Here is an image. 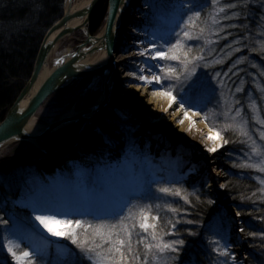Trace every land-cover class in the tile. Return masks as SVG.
Wrapping results in <instances>:
<instances>
[{
	"label": "rangeland",
	"instance_id": "rangeland-1",
	"mask_svg": "<svg viewBox=\"0 0 264 264\" xmlns=\"http://www.w3.org/2000/svg\"><path fill=\"white\" fill-rule=\"evenodd\" d=\"M220 4L221 0H218L217 7H221ZM259 4L264 12V0H260ZM259 4L257 2L256 6L259 7ZM191 6H195L197 10H200L202 7L203 11L209 8V16L215 11L210 0H138V2H135V5L129 8L128 11H130L133 17L129 23V30H127L129 35H126L127 33L121 34L118 43L116 56L119 60V65L116 71V86L113 92L118 93L131 88H139L137 92L138 97L146 98L148 94L144 93L141 89L147 86L148 88L149 86L152 87L147 91L149 94L152 92L165 94L166 91L171 89L172 95L175 96L178 105L184 111L181 120L183 123L181 121L177 123L178 126L176 129H182L183 131V128H186L185 112L196 113L199 115L200 121L209 130L217 134L220 139V144L224 146L222 148L219 147L215 152L206 153L200 148L188 146L186 142L171 138L168 133H164L160 129L146 130L144 123L137 117V113L131 110V105L113 98L105 109H114L122 119L128 122L136 121L140 127L138 134L134 133L133 136H130L128 128H125V133H127L128 137L126 139L127 145L118 162H110V157L113 155L112 148L99 134L95 133L94 126L87 128L86 123L82 121L65 127L78 128L76 143L71 148L65 149L57 147L50 150L45 148L40 140L39 144L42 148L53 152L59 151V153L52 156L45 155L42 151L34 147L41 153L40 157L34 159L36 161L37 176L32 177L28 181V190L26 191L25 197L17 203L13 205L10 203L9 205L11 211L10 223L4 225L0 232V254L6 257V261H0V264H16L14 258L7 251L8 242L13 241L10 238L13 235H16L15 244L20 245V248L15 250L18 253L22 250L31 252L33 264H90V262L85 260L80 262L75 260L67 246L69 239L63 234L52 235L40 221L36 220V216L38 215H54L56 220L64 221V223L50 224V227L58 233L68 231L70 228V225L66 223L68 220H71L73 224H75L77 219L82 221L87 220L95 224H110L116 217L115 214L117 212L123 213L134 201L147 199V196L148 198L151 196L153 199L154 194L157 197H161V195H157L161 184L180 183L183 180L193 179L195 175H201L202 190L214 201L217 200L216 192L223 189L225 163L212 159L226 147L223 135H230V131H234L231 129L225 130L224 128L226 123H231L230 119H225L224 113L226 111H230V115H234L236 109H242L241 118L247 121L246 130L257 140L258 144L261 143L259 133L264 131V123H262L264 122V93L260 87L264 83H257L258 85H256L258 91L263 94L261 102H250L247 97L238 96L239 92L237 93L236 90L233 91L231 85H228L224 77L220 76L222 74L226 75L233 69L224 70V65L226 61L231 60L234 56V52L229 50V48L227 49L226 45H221L225 41L221 37L220 15L222 13H216V19L219 21L216 24H213L208 16L203 39L186 42L189 46L195 47L206 44V53L209 56L208 61L205 63L196 61L194 62L195 66L193 64L189 65V72L193 74L187 80L182 76L180 81L165 80L160 84L152 83L147 85V83L140 82L142 73L149 80H152L154 75H160L159 69L161 65L172 63L175 66L176 62L158 61L151 57L156 50H159L160 45L167 47L168 44L175 43L176 37L173 33L178 28V25L181 24L182 18L184 20V14L187 13L188 8ZM262 21L263 25L261 24L260 27L264 31V18ZM182 28L183 25H181ZM178 30L175 33H179L180 31L178 32ZM84 39V34L81 31L77 32L71 39L65 40L58 51L73 49L80 44L79 41ZM142 45H145L144 49H140ZM132 47L135 49L131 51ZM224 47L225 52H223ZM226 52L231 53L226 55ZM141 53L147 54L141 55ZM216 61L220 62L217 63ZM239 62L236 59L237 65ZM246 64L248 65L247 69H249L251 63L248 62ZM254 69L262 73V79L264 80V65L257 64L254 66ZM249 71H252V69H249ZM232 74L237 75L238 73L234 70ZM259 77L262 76L259 75ZM84 80L87 81L77 89L78 91L73 92V96H67V100L56 96L54 99L45 103L37 112L35 123L44 127L50 121L61 118L66 114H70L71 112L76 114L94 106L102 95V81L99 80L92 84L93 80L91 78ZM193 83L197 85L195 88L192 87ZM176 95L179 96L177 97ZM147 97L149 98L150 95ZM205 116L208 117V120L214 127H210L205 122ZM212 128H216V130ZM92 137L99 138L100 142L108 148V152L104 153L101 156L102 158L98 156L94 157L90 150H88V147L91 145H101L92 140ZM243 139L246 140V137H243ZM151 140L154 142L160 140V143H163L162 147H167L169 144L173 145L168 149L172 155V162L168 166V173L165 172L166 168L157 171L156 168L152 167L155 160L164 154L167 149L164 150L163 148L160 150L157 158L154 157V154L149 158L148 154L151 150ZM144 143L146 144L144 145ZM75 146L76 149H73ZM157 146L154 145V148L157 149ZM13 147H18L15 149L16 151L20 150L19 147L24 148L21 145L13 144L0 153V159L11 151L15 155ZM244 148L245 151H243L244 154L241 157L247 160L245 163L254 162L257 158L253 157L249 159V144L246 143ZM86 152L91 157L83 156ZM190 156L196 159L189 158ZM9 158L16 159V157ZM63 164L70 170V175H66V169L62 167ZM184 168L185 172H182ZM255 172L257 173L255 180L264 188V183H261V181H264V173L256 170ZM43 175L47 178L48 183H44L42 180ZM65 187H68L66 196H62L58 200L55 199V201L53 196ZM41 189H47L46 193L50 192L54 194L53 196L51 195V199L48 201V205L51 208H45L38 212L35 199ZM124 193H127L125 196L130 194L127 204L125 203L127 207L122 202L120 204H114L115 198L112 197L121 198ZM96 195L103 199V201L97 204L95 212H91L87 208H81L82 203L86 204L88 199ZM125 196L123 195L122 198L125 199ZM16 206L21 209V212L25 213L17 212L14 209ZM226 211L228 215L227 224L228 227L230 226L228 235L225 230L220 228L209 227L206 230L205 237L208 242V247L213 249V257L211 256V259L208 258V264H218L219 260L220 262L224 261V256L219 255L215 251L217 247L221 250L227 248L230 253L229 264H244L245 253L243 251L242 239L240 238V229L235 225L237 223L235 219L236 213L234 212V208L227 209ZM81 213H85V215H81ZM217 217L220 222H223L224 218L222 213H218ZM22 219L28 220L36 226L39 225L42 228L43 236L19 239L23 236L21 232L22 228L20 227V220ZM214 241H219V244L213 243ZM7 257H9V260H7ZM166 259L168 260V258Z\"/></svg>",
	"mask_w": 264,
	"mask_h": 264
},
{
	"label": "trees",
	"instance_id": "trees-1",
	"mask_svg": "<svg viewBox=\"0 0 264 264\" xmlns=\"http://www.w3.org/2000/svg\"><path fill=\"white\" fill-rule=\"evenodd\" d=\"M259 1L221 0L220 4L221 7L229 3L236 5L235 8H228L220 15L221 37L225 40L221 45H226L227 49L234 52L231 60L224 61V70L233 69L226 75L220 76H223L227 84L231 85L233 91L237 88L241 89L238 96H245L248 101L257 103L261 102L263 94L258 91L256 85L264 83L262 73L254 69L257 64L264 65V47H262L264 31L260 27L261 24L263 25L264 12ZM64 2L65 0H0V122L30 80L45 35L63 17ZM257 2L259 7L256 6ZM209 10V8L205 9L201 13L202 22L198 23L202 28H205L207 24ZM106 15L107 1L104 0L91 17L88 26L91 35H95L101 30ZM184 15V20H186L191 13L187 10ZM226 15L229 17L228 19L224 18ZM181 25L183 24L181 23ZM181 25L176 31L178 29V32L180 31ZM206 46V44L191 46L194 53L202 52L205 56L202 63L207 62L209 57L206 53ZM223 52H225V47ZM229 53L231 52H226V55ZM236 59L241 63L239 62L237 65ZM248 62L251 63L249 69L252 71L247 69L246 63ZM234 70L237 71V75L232 74ZM86 81H79L73 87L56 93L45 103L56 96L67 100ZM260 88L264 93L263 84ZM204 120L210 127H214L208 119ZM93 126L95 133L99 134L112 148L113 155L110 157V162H118L123 155L122 152L126 149L128 137L125 128H128L130 136H133L134 133L138 134L140 128L136 121L128 122L122 119L112 108L105 109L94 120ZM77 129L75 127L61 129L42 139L41 143L50 150L57 147L71 148L78 137ZM212 129L216 130V128ZM223 138L224 142L228 141L225 143L226 147L212 159L225 163L223 189L216 192V208H214L215 201L202 190L201 175H195L193 179L190 178L192 180H183L176 184H161V187L180 190L182 196H187L190 202H186L182 196H162L157 191V195H161V197L154 194L153 199L151 196L149 198L147 196V199L134 201L122 213L124 216L128 215V209L131 208L135 214L143 208L149 216L148 222L156 223L160 234L174 233V235L164 236L165 241H184L183 245L178 246L176 253L164 254L165 258H168V264H208V260L211 259V256L213 257V249L208 247L205 237L206 230L209 227L216 228L219 219L218 213L223 214L228 208H234L238 214L241 228L244 229L241 232V237L245 246L246 264H264V237L261 236V233L264 232V192L261 189L264 188L255 180L257 175L255 170L239 166L247 161L242 158L246 145L241 142L244 141L243 137L237 132L230 131V135L224 134ZM153 140L150 142V154L157 155L163 148L169 149L173 146L169 144L167 147H162L163 143H160V140L158 142ZM16 145H21L24 148L19 147L20 150L16 151L15 149L18 147H13L15 155L11 151L12 153L9 152L0 159V232L4 225L10 223V203L13 205L23 199L28 190V181L37 176L34 159L40 157L41 153L27 143H17ZM154 145H158L157 149L154 148ZM9 157H16V159ZM189 158L195 157L190 156ZM195 159L194 161H196ZM182 172H185V168L182 169ZM14 209L21 212L17 206ZM170 209L177 211L172 212ZM215 213H217L216 216H214ZM153 216L158 217V220L153 221ZM169 220L176 224L175 229H172L167 223ZM117 222L115 217L110 224ZM135 231L140 232L141 230L137 227ZM250 233H256V235L252 236ZM82 235L83 233H81ZM67 246L75 260L83 261V254L71 240ZM5 258L0 254V261H6ZM220 263L228 264V257L224 256V261L220 262L219 260L218 264Z\"/></svg>",
	"mask_w": 264,
	"mask_h": 264
},
{
	"label": "snow or ice",
	"instance_id": "snow-or-ice-1",
	"mask_svg": "<svg viewBox=\"0 0 264 264\" xmlns=\"http://www.w3.org/2000/svg\"><path fill=\"white\" fill-rule=\"evenodd\" d=\"M210 3L215 10L213 14L209 16L213 24L218 23L216 19V13H223L228 8H235V4H227L224 7H217L218 0H210ZM188 11L191 15L187 16L186 20H181L184 25L179 33H173L175 35V43L167 45H160L159 50H156L152 59L164 62H176L175 66L172 63L161 65L159 71L160 75H154L152 80H149L146 76H141L140 79L147 84L163 83L168 81H180L183 76L187 80L193 73L189 72V65L196 61H202L205 56L202 52L194 53L193 48L189 46L187 41H199L204 38L205 28L200 27L201 12L203 8L197 10L195 6L189 7ZM228 19L226 15L224 17ZM207 42V41H206ZM264 47V45H262ZM147 53H141L146 55ZM219 63L220 61H216ZM196 83L192 84L195 88ZM237 92L241 91L240 88L236 89ZM172 102H175L176 98L172 95L171 89L165 92ZM238 103V101H237ZM171 106V105H169ZM242 109H236L234 115H230V111L224 113L225 119H230L231 123L224 125L225 130H234L242 137H246V140L242 143H248L250 147L249 159L253 157L257 158L252 163H242L239 165L242 168L255 169L260 173H264V131L259 133L260 144L257 140L246 130L247 121L241 118ZM185 119H188L187 112H185ZM241 118V119H238ZM204 119H208L207 116ZM183 123V121H181ZM264 123V122H262ZM210 139L212 137H209ZM225 141L224 143H227ZM224 145L219 144L217 146L208 149L210 152L217 151V148H222ZM264 183V181H261ZM160 193L166 196H182V193L178 189L170 187H161L158 190ZM264 192V189H261ZM186 202H190L187 196H182ZM198 199V197H197ZM127 207V205H125ZM172 212H176V209H170ZM85 215V213H81ZM117 223H98L92 224L87 220L77 219L75 224L71 220L66 221L70 228L65 233H58L50 227L52 223H64V221L56 220L53 216H36V220L52 233V235H65L67 239L71 240L83 254V260L90 262V264H168V260L165 258V253H176L178 246L183 245V240H171L165 241L164 236L174 235L171 232H164L160 234L157 230L156 223H149V216L143 208L138 213H133L131 208L128 209V215H122V212L116 214ZM153 221L158 220V217L153 216ZM172 229L176 228V224L172 221L167 222ZM191 223V221H188ZM137 227L141 230L136 232ZM77 229L80 231L78 232ZM244 231L243 228L240 229ZM81 233L83 235L81 236ZM135 235V238H134ZM255 236L256 233H250ZM264 237V232L261 233ZM213 243L219 244V241ZM20 245H13L12 241L8 242L7 251L16 261V264H33L31 259L32 253L27 250H22L19 253L15 249H19ZM221 256H230L227 248L221 250L219 247L215 249Z\"/></svg>",
	"mask_w": 264,
	"mask_h": 264
},
{
	"label": "water",
	"instance_id": "water-1",
	"mask_svg": "<svg viewBox=\"0 0 264 264\" xmlns=\"http://www.w3.org/2000/svg\"><path fill=\"white\" fill-rule=\"evenodd\" d=\"M101 1L91 0L85 8L73 11L71 0H65L63 17L45 35L30 80L0 122V153L17 143H29L45 155L59 153L45 150L39 141L81 121L86 123L87 128H92L94 120L110 104L111 79L117 71L115 58L121 28L117 19L119 16L120 19L124 17V9L130 6L131 0H108L104 27L102 31L91 35L88 25ZM77 31H81L85 39L79 41L80 44L75 48L59 52L61 44L66 39H71ZM101 52L106 54L104 64L84 62L87 57ZM50 69L52 72L38 85L41 75ZM87 78L93 80L92 84L102 81V97L99 102L79 113L50 121L38 133L33 134L28 130L37 112L51 96Z\"/></svg>",
	"mask_w": 264,
	"mask_h": 264
},
{
	"label": "bare ground",
	"instance_id": "bare-ground-1",
	"mask_svg": "<svg viewBox=\"0 0 264 264\" xmlns=\"http://www.w3.org/2000/svg\"><path fill=\"white\" fill-rule=\"evenodd\" d=\"M71 2H72V10L74 11L76 9L78 10L85 8L91 2V0H71ZM135 2H138V0H131L130 6L127 9H124V13H125L124 17L120 19L119 16L117 19V24L121 25L120 33L117 38L118 43L121 34L123 35L127 33L126 35H129L127 30H129V23L131 22L133 15H131L130 11L128 10L130 7L135 5ZM144 48L145 45H142L140 47V49H144ZM133 49L135 48L132 47L131 51ZM105 61H106V54L105 52H101L93 55L92 57H87L84 62L102 65L105 63ZM116 62L118 68L119 60L117 56H116ZM51 72H52L51 69L49 71L48 70L45 71L41 75L38 85ZM142 76H146V75L142 73ZM116 78L117 77L115 75L111 79L112 82L110 87L111 88L110 95L112 96L111 101L114 98L116 100H119L120 102L131 105L130 106L131 110L137 113V117L144 123L146 130L155 129V128L160 129L164 133H168L171 138L181 142H186L188 146L200 148L206 153L210 152L208 151L209 148L220 144V139L217 136V134L209 130L208 127L203 122L200 121L199 115L193 112L187 113L188 119H186V128H185L186 130L184 128L183 131L182 129L177 130L176 129V127L178 126L177 123H179L182 120V116L184 115V111L182 107L178 105V102L176 100L175 102H172L167 95L161 92H152L150 94L147 93V91H149L152 88L150 86L149 88L147 86L141 89L144 91V93L150 95L149 98L147 97L148 95L146 96V98L138 97L137 92L139 88H131L129 90H123L122 92L114 93L113 91L115 90V86H116L115 84ZM140 82L145 83L143 80H141ZM101 97L102 96L99 97V100H101ZM99 100L97 102H99ZM70 114H73V112H71ZM70 114H66V115H70ZM40 129L41 126L36 124L35 120L31 122L28 128V130L31 131L33 134L38 133ZM209 137L212 138L210 139ZM92 140L100 143L101 145H91L88 147V150H90V152L94 155V157L98 156L102 158L101 156L104 153L108 152L107 146L104 145L102 142H100L99 138L97 137H92ZM83 156L91 157L90 154H88L87 152ZM148 156L149 158H151L152 154L149 153ZM171 162H172V155L170 150H167L164 154L160 155V157H158L155 160V162L152 164V167L156 168L157 171L166 168L165 172L168 173V166H170ZM62 167L66 169L65 170L66 175L67 176L70 175V170L67 168V166L63 164ZM42 178L44 183H48V180L44 175L42 176ZM65 188L61 189L60 192L56 193L55 196H53L54 193H50V192L46 193L47 189H41V191L37 193V197L35 199L37 211L40 212L45 208H51V206L49 207L48 205V201L49 199H51V195L53 196L54 200L55 199L58 200L60 199V197L66 196L68 187ZM126 194L127 193H124L123 195L125 196ZM122 197L116 198L113 196L112 198H115L113 203L120 204L122 202L123 205H126L128 202V198L130 197V194L128 196H125V199H123ZM102 201L103 199H101L96 195L88 199V202L86 204L82 203L81 208H87V210L91 212H95V207L97 206V204H99ZM20 227L22 228L21 232L23 236H21L19 239L32 238L34 236L36 237L43 236L42 228L39 225L36 226L35 224L30 223L28 220L25 219L20 220ZM10 238L13 240L12 241L13 245H15L16 235L11 236Z\"/></svg>",
	"mask_w": 264,
	"mask_h": 264
}]
</instances>
